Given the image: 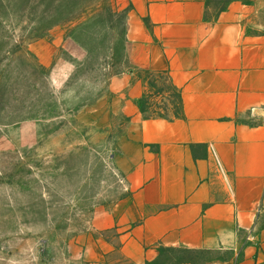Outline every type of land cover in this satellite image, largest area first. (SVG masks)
<instances>
[{
    "label": "crops",
    "instance_id": "0c3cea01",
    "mask_svg": "<svg viewBox=\"0 0 264 264\" xmlns=\"http://www.w3.org/2000/svg\"><path fill=\"white\" fill-rule=\"evenodd\" d=\"M130 69L110 86L130 117L127 191L94 210L82 264H264V0H115ZM164 76L177 115L141 102ZM165 115V114H164Z\"/></svg>",
    "mask_w": 264,
    "mask_h": 264
},
{
    "label": "rangeland",
    "instance_id": "374dc122",
    "mask_svg": "<svg viewBox=\"0 0 264 264\" xmlns=\"http://www.w3.org/2000/svg\"><path fill=\"white\" fill-rule=\"evenodd\" d=\"M130 67L115 0H0V264H82L94 210L127 192L118 161L130 117L110 84ZM153 79L144 112L177 115L178 93Z\"/></svg>",
    "mask_w": 264,
    "mask_h": 264
},
{
    "label": "trees",
    "instance_id": "16d2710c",
    "mask_svg": "<svg viewBox=\"0 0 264 264\" xmlns=\"http://www.w3.org/2000/svg\"><path fill=\"white\" fill-rule=\"evenodd\" d=\"M145 100H143L142 102H141V110L144 112V109H143V107H142V103L144 102ZM147 116H149V117H151V116H153V115H147ZM161 116H166V115H161Z\"/></svg>",
    "mask_w": 264,
    "mask_h": 264
}]
</instances>
